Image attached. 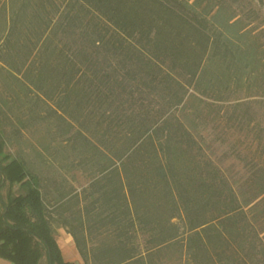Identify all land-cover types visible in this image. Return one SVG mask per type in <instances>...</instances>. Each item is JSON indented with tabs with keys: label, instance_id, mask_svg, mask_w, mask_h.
<instances>
[{
	"label": "trees",
	"instance_id": "1",
	"mask_svg": "<svg viewBox=\"0 0 264 264\" xmlns=\"http://www.w3.org/2000/svg\"><path fill=\"white\" fill-rule=\"evenodd\" d=\"M257 17L247 0H0V113L42 133L29 159L0 130V257L76 264L62 227L84 264H264V158L230 177L209 139L264 128Z\"/></svg>",
	"mask_w": 264,
	"mask_h": 264
},
{
	"label": "rangeland",
	"instance_id": "2",
	"mask_svg": "<svg viewBox=\"0 0 264 264\" xmlns=\"http://www.w3.org/2000/svg\"><path fill=\"white\" fill-rule=\"evenodd\" d=\"M247 1L251 2V5L258 13V17L255 23H253V25L256 26L254 33L259 36L260 42L264 46V5H260L257 0ZM247 7L249 8V5ZM245 14L249 16V18L255 16L252 12H248L247 8ZM4 77L9 76L5 71L0 69V96L8 101L10 100V94L3 86ZM247 93L254 95L252 98H256L258 100L262 99V103L255 104L254 110L258 113L256 116L257 119L262 120L264 124V97L258 96L259 93H257V90L255 89L247 91ZM15 118V114L10 112L5 107L0 113V130L4 131L6 138L4 152L14 156L18 155L19 152H22L27 155L29 159H35L36 153L33 149L35 147L40 148L37 140L42 133L36 130H32L29 133L24 131L19 132V125L16 123ZM225 130H227V127ZM209 139L215 140L214 144L211 146L212 157L230 177L245 175L246 167L244 165L246 163L249 164L251 162L259 161L260 159L263 160L264 158V128L253 130L248 134L242 132L239 135L236 134L232 136L229 133L226 134L220 126L216 131H214L213 136L209 137ZM241 158H244L245 161L240 162L239 160ZM63 175L69 183L74 184L75 186L85 184V179L81 175H77L75 181L71 177L72 173L63 171ZM17 188V186L13 187V191L15 193L19 191ZM5 191L6 189L4 192ZM54 231L57 243L61 248V242L64 237H66L65 234L68 233L62 227H55ZM41 264H45V259L41 261Z\"/></svg>",
	"mask_w": 264,
	"mask_h": 264
},
{
	"label": "crops",
	"instance_id": "3",
	"mask_svg": "<svg viewBox=\"0 0 264 264\" xmlns=\"http://www.w3.org/2000/svg\"><path fill=\"white\" fill-rule=\"evenodd\" d=\"M63 236V235H62ZM66 237H64V239L61 242V254L62 257L65 261H69V262H74L76 264H84L80 254L78 253L74 241L71 237V235L69 234H65ZM62 239V237H61ZM67 246V247H65ZM0 264H14L2 257H0Z\"/></svg>",
	"mask_w": 264,
	"mask_h": 264
},
{
	"label": "bare ground",
	"instance_id": "4",
	"mask_svg": "<svg viewBox=\"0 0 264 264\" xmlns=\"http://www.w3.org/2000/svg\"><path fill=\"white\" fill-rule=\"evenodd\" d=\"M65 247H67V246H65Z\"/></svg>",
	"mask_w": 264,
	"mask_h": 264
}]
</instances>
